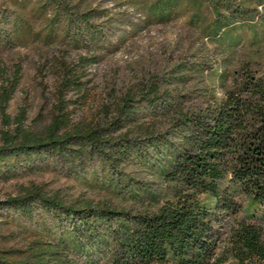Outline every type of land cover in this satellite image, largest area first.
Masks as SVG:
<instances>
[{
	"label": "trees",
	"instance_id": "trees-1",
	"mask_svg": "<svg viewBox=\"0 0 264 264\" xmlns=\"http://www.w3.org/2000/svg\"><path fill=\"white\" fill-rule=\"evenodd\" d=\"M181 2L154 0L150 10L170 16ZM230 3L213 5L232 11ZM227 24L217 17L210 26L216 32ZM178 68L172 79L151 78L140 98L127 93L108 125L127 129L105 139L92 125L62 132L55 118L31 129L6 114L15 85L2 88L0 176L79 145L80 156L109 169L104 182L117 202L80 197L67 205L35 186L0 199V214L32 218L40 207L74 229L29 244V255L16 261L0 250V264H55L74 243L87 264H264V73L244 65L220 74L218 97L213 86L186 88L188 67Z\"/></svg>",
	"mask_w": 264,
	"mask_h": 264
},
{
	"label": "rangeland",
	"instance_id": "rangeland-1",
	"mask_svg": "<svg viewBox=\"0 0 264 264\" xmlns=\"http://www.w3.org/2000/svg\"><path fill=\"white\" fill-rule=\"evenodd\" d=\"M153 1L0 0V93L15 85L6 114L35 130L53 118L62 132L92 125L105 139L127 129H108L127 93L140 98L151 78L172 79L180 65L188 67L186 88L213 86L218 97L220 74L231 76L244 65L264 73V0H231L232 11L222 4L216 11L217 0H181L166 17L152 14ZM217 17L229 24L214 32ZM2 129L0 109V142ZM71 147L0 176V199L35 186L67 205L80 197L117 202L104 182L109 169L80 156L79 145ZM71 224L40 207L32 218L4 211L0 250L9 260L25 258L28 246L58 241L74 230ZM74 245L60 250L55 264H87V253Z\"/></svg>",
	"mask_w": 264,
	"mask_h": 264
}]
</instances>
